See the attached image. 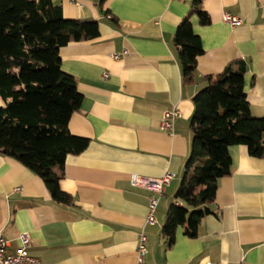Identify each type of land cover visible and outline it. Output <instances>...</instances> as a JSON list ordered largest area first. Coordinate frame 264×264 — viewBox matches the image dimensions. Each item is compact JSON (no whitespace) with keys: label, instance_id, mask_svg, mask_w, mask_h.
<instances>
[{"label":"crops","instance_id":"crops-1","mask_svg":"<svg viewBox=\"0 0 264 264\" xmlns=\"http://www.w3.org/2000/svg\"><path fill=\"white\" fill-rule=\"evenodd\" d=\"M52 1L65 18L99 23L98 37L70 42L59 59L82 94L70 132L89 142L65 162L60 186L72 195L70 206L56 202L40 176L0 153V233L9 250L15 252L19 235L27 232L30 254L42 264H136L145 232L146 264H264V158L252 156L245 145L230 147L232 173L219 180L212 213L202 219L197 236L179 227L171 247L162 236L191 152L193 97L206 84L204 77L218 76L230 62H245L251 114L264 117V0H203L211 22L191 18L204 51L190 83L174 35L194 0ZM224 13L241 23L224 22ZM174 108L180 117L168 132L161 121ZM166 172L175 177L160 200L157 221L149 224V191L132 185L131 176Z\"/></svg>","mask_w":264,"mask_h":264},{"label":"trees","instance_id":"trees-1","mask_svg":"<svg viewBox=\"0 0 264 264\" xmlns=\"http://www.w3.org/2000/svg\"><path fill=\"white\" fill-rule=\"evenodd\" d=\"M194 0L177 26L174 44L186 83L194 80L203 53L192 16L211 22ZM100 34L95 19H68L52 0H0V153L20 161L40 176L56 202L70 206L73 197L60 186L68 155L79 154L87 138L70 132L69 121L82 103L76 78L59 63L60 49ZM246 65L230 62L193 97V141L181 185L169 206L162 236L168 247L182 227L194 238L202 219L212 213L219 180L232 173V145H245L264 158V117H254L244 88ZM59 170V172H58Z\"/></svg>","mask_w":264,"mask_h":264},{"label":"built area","instance_id":"built-area-1","mask_svg":"<svg viewBox=\"0 0 264 264\" xmlns=\"http://www.w3.org/2000/svg\"><path fill=\"white\" fill-rule=\"evenodd\" d=\"M76 1V0H72ZM224 22L232 26L241 23V18L230 13H224L222 17ZM124 54L126 51L123 52ZM114 58H119L120 54H113ZM107 76V74H104ZM180 117V111L177 108L165 111L161 127L165 131H172L174 129V122ZM175 174L166 172L163 176L152 178L133 174L131 176V183L134 186L144 188L149 191V211L146 216V222L154 224L157 221L156 212L160 200L165 196L166 188L171 183ZM20 188H17L19 190ZM19 247L15 252L9 250V240L0 233V264H42V262L35 256L30 254V246L32 245V238L27 232L19 235ZM148 236L145 232H141L139 236V243L137 248V263L146 264V255L148 252L147 247ZM241 264V263H233Z\"/></svg>","mask_w":264,"mask_h":264}]
</instances>
